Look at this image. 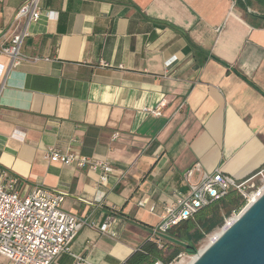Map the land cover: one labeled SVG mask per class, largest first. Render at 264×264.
<instances>
[{"label": "crops", "instance_id": "0c3cea01", "mask_svg": "<svg viewBox=\"0 0 264 264\" xmlns=\"http://www.w3.org/2000/svg\"><path fill=\"white\" fill-rule=\"evenodd\" d=\"M24 1L0 0V40L20 27L12 24ZM41 6L54 16L32 22L22 47L40 59L0 81V181L15 178L23 196L38 185L65 190L63 208L95 226L113 218L116 237L84 225L71 252L123 264L189 191L184 174L197 162L191 181L217 167L239 180L264 170V19L236 0ZM49 146L108 158L109 182L50 162ZM52 264L76 259L65 252Z\"/></svg>", "mask_w": 264, "mask_h": 264}, {"label": "built area", "instance_id": "2783aa9c", "mask_svg": "<svg viewBox=\"0 0 264 264\" xmlns=\"http://www.w3.org/2000/svg\"><path fill=\"white\" fill-rule=\"evenodd\" d=\"M54 13L45 12L41 0H25L20 5L12 24L14 26L20 23V27L8 41L0 40V55L10 58L7 65L0 63V81L5 80L9 72L23 61L40 59L26 56L22 47L29 35V25L43 16L52 18ZM151 111L156 115L162 113L159 109ZM45 158L50 162L95 171L99 174V183L102 185L109 182L113 172L108 158L88 156L70 147L61 149L49 146L45 151ZM195 171H201V163L197 162L185 172L184 178L189 182V191L179 192L176 202L164 207L160 222L152 230L150 239L155 240L159 247L165 242L168 228L193 217L201 208L224 198L231 190L237 189L244 196L246 202L240 210L242 211L251 203L253 192L264 186V180L262 185L256 188L253 178L239 180L219 167L211 172L202 171L198 180L191 181ZM258 175L264 176V170L259 171ZM15 181V178H10L8 182L0 181V255L6 258L3 264H52L65 252L74 256L76 264H88L83 255L71 252V245L84 225L96 227L102 234L112 237L118 235L113 228L112 217L100 226H95L87 218L67 212L63 208L67 191L38 185L28 195L23 196L12 188ZM250 188L255 189L249 192ZM139 204L143 205V202L140 201ZM240 211H235L232 215ZM228 218H225L224 224ZM156 264L162 263L159 261Z\"/></svg>", "mask_w": 264, "mask_h": 264}, {"label": "trees", "instance_id": "16d2710c", "mask_svg": "<svg viewBox=\"0 0 264 264\" xmlns=\"http://www.w3.org/2000/svg\"><path fill=\"white\" fill-rule=\"evenodd\" d=\"M245 7L251 20L264 19V0H236ZM256 5L259 12H250L247 6ZM244 196L231 190L224 198L213 201L197 211L193 217L181 221L167 230L162 247L153 239L146 240L123 264H170L183 252L195 253L205 236L224 224L226 215L238 212L245 205ZM225 210V214L223 211Z\"/></svg>", "mask_w": 264, "mask_h": 264}, {"label": "water", "instance_id": "95a60500", "mask_svg": "<svg viewBox=\"0 0 264 264\" xmlns=\"http://www.w3.org/2000/svg\"><path fill=\"white\" fill-rule=\"evenodd\" d=\"M192 264H264V192Z\"/></svg>", "mask_w": 264, "mask_h": 264}, {"label": "bare ground", "instance_id": "6f19581e", "mask_svg": "<svg viewBox=\"0 0 264 264\" xmlns=\"http://www.w3.org/2000/svg\"><path fill=\"white\" fill-rule=\"evenodd\" d=\"M263 192H264V186H262L260 189H258V191H254L253 194L251 195V201L250 202L252 203L253 201H255ZM242 211H240V213L232 215V217L228 218L226 223L224 224V226L219 231L215 232L214 234H212L209 237L207 243H205V245L202 247V249L199 250V253H197L196 255H193L192 257H189L186 260L185 259L182 260L181 264H192L198 258L199 254L202 253L212 242H214L224 232V230H226L240 216Z\"/></svg>", "mask_w": 264, "mask_h": 264}, {"label": "rangeland", "instance_id": "374dc122", "mask_svg": "<svg viewBox=\"0 0 264 264\" xmlns=\"http://www.w3.org/2000/svg\"><path fill=\"white\" fill-rule=\"evenodd\" d=\"M263 180H264V176L263 175H258L256 176V178L253 179V182L255 183V186L256 188L260 187L263 183ZM255 188H250L249 189V192H251L252 190H254ZM223 214H225V210L223 211ZM232 214L230 215H226V218H228L229 216H231ZM232 217V216H231ZM230 218V217H229ZM223 226H220L219 228H215L213 231H211L210 233H208L205 238L203 240H201L199 243H198V249H197V252L195 253H189L187 251H183L181 253L180 256H178V258L176 260H174L172 263L170 264H181V261L182 260H186L188 259L189 257H192L193 255H196L198 253L199 250L202 249V247L205 245V243H207L209 237L214 234L215 232L219 231Z\"/></svg>", "mask_w": 264, "mask_h": 264}]
</instances>
